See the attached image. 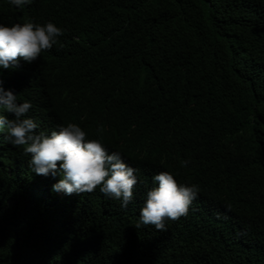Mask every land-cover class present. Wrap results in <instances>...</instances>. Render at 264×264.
<instances>
[{"label": "trees", "instance_id": "trees-1", "mask_svg": "<svg viewBox=\"0 0 264 264\" xmlns=\"http://www.w3.org/2000/svg\"><path fill=\"white\" fill-rule=\"evenodd\" d=\"M28 20L64 35L0 68V87L39 130L78 124L142 182L127 209L99 187L53 193L60 177L0 140V264H264V0H0V23ZM161 171L198 197L167 231L135 228Z\"/></svg>", "mask_w": 264, "mask_h": 264}, {"label": "clouds", "instance_id": "clouds-1", "mask_svg": "<svg viewBox=\"0 0 264 264\" xmlns=\"http://www.w3.org/2000/svg\"><path fill=\"white\" fill-rule=\"evenodd\" d=\"M8 3L22 9L32 0ZM63 35V29L50 21L0 23V68L15 69L20 59L32 63L43 51L60 44ZM32 107L30 101L20 102L12 90L0 87V140L23 148L24 155L30 156L32 173L59 176L51 187L53 193H92L99 187L106 198L127 209L134 199V186L142 182L138 181L139 169L128 164L120 151H109L101 139H86L78 124H60L50 132L39 130V123L26 115ZM188 163L185 160L182 166ZM152 185L144 194L135 228L152 226L156 231H167L166 221L185 215L200 189L196 184L178 183L168 171L155 174Z\"/></svg>", "mask_w": 264, "mask_h": 264}]
</instances>
